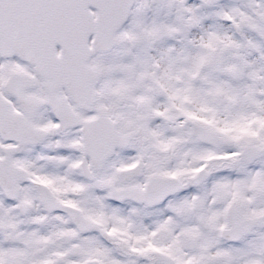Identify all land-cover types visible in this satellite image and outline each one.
Wrapping results in <instances>:
<instances>
[{"label": "snow or ice", "instance_id": "obj_1", "mask_svg": "<svg viewBox=\"0 0 264 264\" xmlns=\"http://www.w3.org/2000/svg\"><path fill=\"white\" fill-rule=\"evenodd\" d=\"M0 264H264V0H0Z\"/></svg>", "mask_w": 264, "mask_h": 264}]
</instances>
